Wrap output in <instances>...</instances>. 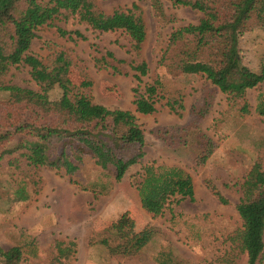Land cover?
<instances>
[{"label":"trees","instance_id":"trees-1","mask_svg":"<svg viewBox=\"0 0 264 264\" xmlns=\"http://www.w3.org/2000/svg\"><path fill=\"white\" fill-rule=\"evenodd\" d=\"M172 6L187 7L201 14L194 25L172 30L159 57L157 66L165 72L181 73L186 65L203 66L202 74L212 91L203 93L201 102L188 109L191 117L188 124L179 127H155L148 133L169 149L189 148L191 164L197 167L206 162L217 145L199 129L200 122L208 115L215 93L225 95L227 106L234 108L239 102L240 114L248 113L246 91L256 89L264 80L263 72L255 73L241 64L234 53L228 56L229 39L240 36L257 27H264V0H165ZM153 17L164 21L159 0H149ZM76 19L77 23L96 33L121 32L127 36L130 49L138 52L145 38L141 9L134 3L129 7L113 10L110 14L99 11L94 0H0V161H7L16 177L25 178V183L9 188V202L26 201L35 195L39 181L34 180L36 170L46 167L62 170L64 175L77 174L85 158L93 161L101 172L119 182L126 170L138 164L143 155V131L129 111L109 110L93 104L87 94L90 81L82 76L74 85L68 78L70 63L58 53L48 66L29 54L35 32L41 27H53L57 36L70 41H85L78 31H66L55 23ZM111 53L93 59L97 70H109L120 74ZM22 64L29 69V76L36 91L7 86L4 77L10 67ZM132 78L137 85L131 90L134 111L142 115L155 112V105L165 100L168 111L180 116L183 110L181 97L163 93L159 79L141 84L147 74L143 61L130 64ZM57 89L58 99L49 100L48 93ZM215 92V93H214ZM254 114L264 117V99L256 96ZM135 189L140 208L151 217L162 213L170 202L194 201L190 176L177 167L144 165ZM81 190L93 191L77 185ZM212 194L221 203L226 201L211 188ZM240 197L235 206L240 228L231 240L238 251L245 255V264H258L262 258L264 234V154L251 159L242 183ZM155 229L145 225L131 236L111 223L105 227L90 226L85 245L101 246L115 260H132L151 241ZM18 237H20L18 235ZM17 238V236H16ZM12 239H15L12 237ZM15 242L9 249H0V264H18L24 256L36 257L33 242ZM54 257L50 264H68L75 252L73 241L53 240ZM157 264H170L172 259L157 254Z\"/></svg>","mask_w":264,"mask_h":264},{"label":"rangeland","instance_id":"rangeland-1","mask_svg":"<svg viewBox=\"0 0 264 264\" xmlns=\"http://www.w3.org/2000/svg\"><path fill=\"white\" fill-rule=\"evenodd\" d=\"M159 2L164 21L153 17L149 0H94L97 9L104 14L127 8L132 3L141 9L145 38L138 52L130 49L129 39L123 33L92 32L74 18L55 24L66 31L80 32L86 37L85 41L60 38L53 27L36 30L29 54L48 66L55 55L62 53L70 63L69 80L74 85L81 82L82 76L90 81L87 94L93 104L131 112L143 131L144 155L138 164L126 170L119 182L101 172L89 158L84 159L81 170L72 177L64 175L62 170L40 167L34 177L39 181L38 192L30 194L26 201L12 204L9 202L11 186L25 183L29 193L33 188L27 179L16 177L8 168L6 164L11 156H5L0 161V249L5 251L17 241L24 242L21 238L32 241L36 248V257L24 256L18 264H50L55 255L51 248L53 240L75 243V252L68 264H157L161 250L172 259L170 264H245V255L238 251L231 238L240 228L235 210L240 197L239 185L252 157L256 153L264 154V117L253 111L256 96L260 94L264 99V80L258 88L246 91L248 113L244 115L237 111L240 102L234 108L229 107L225 95L214 92L213 106L199 124V129L217 145L205 163L193 167L189 148L169 149L154 139L148 133L152 128L188 124L191 119L188 109L201 102L205 91H212L204 80L201 65H186L181 73L165 72L157 66L172 30L194 25L201 18L200 13L187 7H174L165 0ZM106 52L123 62L117 64L120 74L93 67V59ZM234 53L242 65L255 73L262 71L264 75V27L230 37L227 54ZM140 61L147 66L140 86L156 78L162 81L166 97H181L180 116L168 111L165 100L158 101L155 112L150 115L134 111L131 90L137 83L128 66ZM3 81L7 86L37 90L29 69L22 64L10 67ZM59 94L53 89L48 99L56 100ZM4 98L5 94L0 93V100ZM151 163L177 167L187 173L192 180L194 201L170 202L156 217L145 213L139 206L135 182L140 178L141 168ZM77 185L93 191L81 190ZM211 188L220 194L225 204L216 199ZM111 223L128 236L145 225L155 229V234L136 258L118 261L110 258L101 246L85 245L90 226L99 228ZM262 240V258L258 264H264V234Z\"/></svg>","mask_w":264,"mask_h":264}]
</instances>
